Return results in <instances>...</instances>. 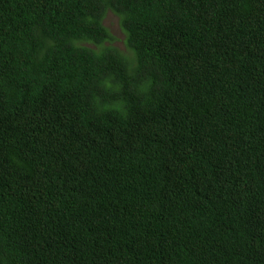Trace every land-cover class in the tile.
Listing matches in <instances>:
<instances>
[{
	"label": "trees",
	"instance_id": "trees-1",
	"mask_svg": "<svg viewBox=\"0 0 264 264\" xmlns=\"http://www.w3.org/2000/svg\"><path fill=\"white\" fill-rule=\"evenodd\" d=\"M0 1V264H264V0Z\"/></svg>",
	"mask_w": 264,
	"mask_h": 264
},
{
	"label": "clouds",
	"instance_id": "clouds-1",
	"mask_svg": "<svg viewBox=\"0 0 264 264\" xmlns=\"http://www.w3.org/2000/svg\"><path fill=\"white\" fill-rule=\"evenodd\" d=\"M2 2L6 3V4H9L8 2H5V1H2ZM121 31H122V29H121ZM111 33H112V31H111ZM122 33H123L124 46H125V49H126L127 48V45H126V34L123 31H122ZM112 35H113V33H112ZM103 87L106 88V89L111 90L113 88V84H112V82L110 80H106L103 83ZM152 87H153V82L151 80H147L143 84H141L140 92L142 94L147 95L151 91ZM96 105H97L98 109L101 110V111L116 110V111H119L121 113L124 112L123 103H120V104H117V105H107V104H102L101 101L99 99H97L96 100Z\"/></svg>",
	"mask_w": 264,
	"mask_h": 264
},
{
	"label": "rangeland",
	"instance_id": "rangeland-1",
	"mask_svg": "<svg viewBox=\"0 0 264 264\" xmlns=\"http://www.w3.org/2000/svg\"><path fill=\"white\" fill-rule=\"evenodd\" d=\"M0 4H3V5H9V4H6L2 1H0ZM110 23V26H111V31L116 39V46L122 48V49H125V46H124V41H123V33L119 27V23L116 22L114 20V18L111 16L108 21H106V24L107 23ZM127 50V49H126Z\"/></svg>",
	"mask_w": 264,
	"mask_h": 264
}]
</instances>
